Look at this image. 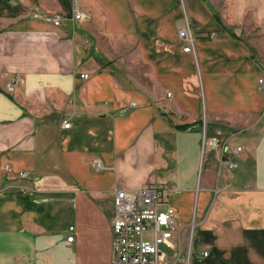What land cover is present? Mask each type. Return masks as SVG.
Listing matches in <instances>:
<instances>
[{"label":"crops","instance_id":"0c3cea01","mask_svg":"<svg viewBox=\"0 0 264 264\" xmlns=\"http://www.w3.org/2000/svg\"><path fill=\"white\" fill-rule=\"evenodd\" d=\"M261 77L264 0H0V264H110L115 193L147 185L199 264H264Z\"/></svg>","mask_w":264,"mask_h":264},{"label":"built area","instance_id":"2783aa9c","mask_svg":"<svg viewBox=\"0 0 264 264\" xmlns=\"http://www.w3.org/2000/svg\"><path fill=\"white\" fill-rule=\"evenodd\" d=\"M35 18L54 26H60L64 18L61 12H46L40 14L34 12ZM74 19H84L82 11L76 10ZM179 37L184 51L196 53V37L189 25L180 27ZM8 72L3 75L7 76ZM82 78H88L89 73H81ZM20 80V74L10 76L5 88L8 92L15 89ZM264 82V77L259 79ZM135 105L132 103L131 106ZM130 106V105H129ZM128 107H125L127 110ZM64 127H70L71 122L65 118L62 121ZM218 137L204 138V143L210 147L218 145ZM243 149L242 145L233 146L224 151L227 155L238 153ZM225 156V155H224ZM97 168L101 167L100 160L95 161ZM231 167L235 162H229ZM9 168V165H6ZM22 177H33L29 171L19 172ZM116 212L112 220L113 256L110 264H199L209 251L204 250L196 254L190 242L184 244L179 237V225L176 217V208L164 197V192L153 185H147L136 189L119 188L115 193ZM74 226L69 230L73 231ZM74 234L67 237L72 241Z\"/></svg>","mask_w":264,"mask_h":264},{"label":"rangeland","instance_id":"374dc122","mask_svg":"<svg viewBox=\"0 0 264 264\" xmlns=\"http://www.w3.org/2000/svg\"><path fill=\"white\" fill-rule=\"evenodd\" d=\"M191 236L193 238V231L191 232ZM181 238L183 239L184 244L187 243V242H190L191 243V237H188V239H187V235H186V237L181 235ZM191 245H192V243H191Z\"/></svg>","mask_w":264,"mask_h":264}]
</instances>
